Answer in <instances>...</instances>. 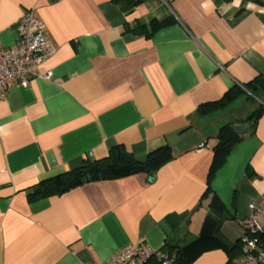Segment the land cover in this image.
<instances>
[{"label":"crops","instance_id":"crops-1","mask_svg":"<svg viewBox=\"0 0 264 264\" xmlns=\"http://www.w3.org/2000/svg\"><path fill=\"white\" fill-rule=\"evenodd\" d=\"M29 10L46 27L50 80L0 90V264L103 263L203 232L224 245L191 264H242L227 247L264 194V112L209 179L221 120L249 114L235 107L242 95L203 106L264 74V0H0V49ZM118 145L139 161L167 147L170 160L152 182L139 173L28 199Z\"/></svg>","mask_w":264,"mask_h":264},{"label":"trees","instance_id":"trees-1","mask_svg":"<svg viewBox=\"0 0 264 264\" xmlns=\"http://www.w3.org/2000/svg\"><path fill=\"white\" fill-rule=\"evenodd\" d=\"M143 29V27H138V30ZM147 35L150 34L147 33ZM247 92L262 103L258 104L257 108L246 119V122H250V131L252 132L264 112V74L257 76L242 86L236 85L222 99L214 103L206 104L203 107L217 108L234 101L240 95H246L248 98H251L250 95H247ZM242 138L243 136L235 132L233 122L223 124L219 128L216 137L217 143L213 148L214 159L208 173L209 179L212 177L214 171L224 162L231 147ZM169 160L170 153L167 147L159 148L149 154L144 161H139L131 153L127 152L123 146H113L109 150L108 155L102 159L84 161L78 168L39 182L28 190V199L37 200L61 195L89 182L117 180L139 173H155L156 169ZM206 193H208V190ZM213 200L215 201V199ZM206 222L203 227H206ZM207 243L224 245L216 234L210 235L203 232L190 244L184 247H170L165 252L172 260L171 264H191L202 254ZM241 248L240 240H238L229 249L227 247V250L235 251L238 249L241 251ZM146 264H159V262L155 259H150Z\"/></svg>","mask_w":264,"mask_h":264},{"label":"built area","instance_id":"built-area-1","mask_svg":"<svg viewBox=\"0 0 264 264\" xmlns=\"http://www.w3.org/2000/svg\"><path fill=\"white\" fill-rule=\"evenodd\" d=\"M143 1V0H137ZM171 0H166V3ZM17 40L10 47L0 49V90L10 85L28 87L34 79L50 80V75L41 71L52 55L46 27L35 17L32 10L26 11L16 27ZM4 93L0 94V99ZM243 230L240 237L242 264L264 263V194L258 205L251 203L248 213L239 220ZM155 259L159 264H171L165 251H153L143 241L123 249L103 263L85 262L82 264H146Z\"/></svg>","mask_w":264,"mask_h":264},{"label":"rangeland","instance_id":"rangeland-1","mask_svg":"<svg viewBox=\"0 0 264 264\" xmlns=\"http://www.w3.org/2000/svg\"><path fill=\"white\" fill-rule=\"evenodd\" d=\"M247 95H250V97H251L250 100L246 101V99H249V98L246 95H242V96H240L237 103H235V107H239L241 105H244L245 114H250L257 107V105L253 101H257L258 99L256 97L252 96L248 92H247ZM230 121H231L230 119L221 120V122H222L221 126L223 124H227Z\"/></svg>","mask_w":264,"mask_h":264},{"label":"water","instance_id":"water-1","mask_svg":"<svg viewBox=\"0 0 264 264\" xmlns=\"http://www.w3.org/2000/svg\"><path fill=\"white\" fill-rule=\"evenodd\" d=\"M249 127H250V124L248 122H244L240 125L235 126L234 130L238 135L242 136V135H245L247 133ZM154 178H155V174L151 173V174H149L147 180H148V182H152L154 180Z\"/></svg>","mask_w":264,"mask_h":264}]
</instances>
